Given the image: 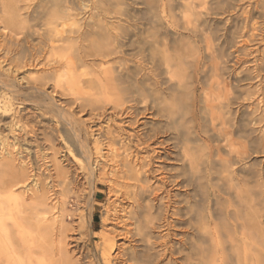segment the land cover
I'll use <instances>...</instances> for the list:
<instances>
[{
  "label": "bare ground",
  "instance_id": "obj_1",
  "mask_svg": "<svg viewBox=\"0 0 264 264\" xmlns=\"http://www.w3.org/2000/svg\"><path fill=\"white\" fill-rule=\"evenodd\" d=\"M251 1L0 0V264H264ZM17 102L66 130L31 171L11 149L40 134ZM99 183L110 203L94 233Z\"/></svg>",
  "mask_w": 264,
  "mask_h": 264
},
{
  "label": "rangeland",
  "instance_id": "obj_2",
  "mask_svg": "<svg viewBox=\"0 0 264 264\" xmlns=\"http://www.w3.org/2000/svg\"><path fill=\"white\" fill-rule=\"evenodd\" d=\"M255 1L252 0L251 2L254 3ZM261 1H262V3H264V0H259V2H261ZM249 3H250V1L246 3V6H248ZM229 16L230 15L227 13V14L221 16V17H216L215 20H214V23L216 25H219V27H220L221 24L223 25V24L226 23V21H227ZM217 22H219V23H217ZM263 23H264V20H263ZM263 28H264V24H263ZM262 38H263V40H261V43H259L257 45L256 53L252 57H249L248 60H250V61L252 60L253 61V59H257V58L260 59V57L264 54V52H263L264 51L263 50L264 49V33H263V37ZM260 53H262V54H260ZM30 72H32V71H30ZM30 72L29 71L28 72L24 71V72H21V73L20 72L14 73L13 74V78L17 81V84L19 83L20 87H25V84H26V81H27L26 78L30 77V75L32 73H35V71H33L32 73H30ZM263 85H264V83L261 84L259 81L253 80L252 82H250L248 84L247 88L251 89L253 92H256L261 87H263ZM23 90L25 92V88H23L22 91ZM51 91L52 90L46 89V93L48 92L47 94H49V97L50 96L53 97L54 102L58 103V106H59V108H61V110L70 109L69 108L70 106H68L69 97L68 98H67V96L63 97L62 95H59V94H56V93L54 95V93H50ZM254 97L255 98L253 99V101H249L250 103L247 102L248 105L246 107H249L250 109H256V110H254V111H257L256 115H258L259 117L261 116V118L263 119V122L261 124V126H262V125H264V101H263L264 99H262L261 102L259 103V102H257L258 99H259V98L257 99L258 96H254ZM256 99H257V101H256ZM45 101L48 102V103L51 102V100H49V99H47ZM17 103L15 104L13 114L16 115L18 113L16 115V116H18L17 118H21L22 117L23 118V119L21 118L22 119V124L27 125L29 129L30 128H34L35 131L38 130L37 133L40 134V135H38V134L37 135H38L39 138H41V139L37 138V142L38 143L37 142L36 143H32V139L28 138L27 141H31L32 144H27V145L25 144L24 146L21 145L20 146L21 147L20 150L19 149H16V150L11 149L12 152L13 151L15 152V154H13V157L15 156V159L17 160L15 164L20 167L19 164H22V161L25 160V161H23L24 164L21 165V168H25V166L27 164V166H26L27 168L26 169L27 170L29 169L31 171V170L35 169L36 167L39 168L42 165H44V163L46 162V160H45L46 157L47 158L51 157L50 154H49L50 151L48 149L50 145L53 144L55 146V148H57L56 150H61L62 149L63 145L60 142V138L61 137L65 138L66 130L65 131L63 130L65 128L63 126H61V124L56 125V122H58L59 119L55 118L56 117L55 114L49 115L50 116V117L48 116L49 119L47 117L44 120V119L39 117L37 120H35V119H32V118L29 117L31 112H27V111L33 109L34 106H32V104L29 103L31 105V106H29V104H26V103L23 104V102H22V104H21V102L18 103V104ZM1 116L2 115L0 114V130H3V131L8 133L7 128L9 126H8L7 123L10 120V115H6V116H3V117H1ZM77 117L80 118L81 120L85 119V117L82 114H78ZM28 118L30 120H28ZM38 120H40V121H38ZM50 128H52V130H49ZM43 133H47V134L49 133L48 136L51 137L53 141H51V142H50V140H49V142L46 141L47 138L44 137ZM35 146L36 147H40V148L38 149ZM19 152L21 153V155H19L20 154ZM251 159H252V161H251L252 163L256 162L259 165H261V167L264 169V153L263 152L257 154L256 156L255 155L252 156ZM43 160H45V161H43ZM63 165H65V164H63ZM30 166H32V167H30ZM98 193H99V195L96 198L97 202H98L97 203L98 213H97V215H95V224L96 225H95V228H94V231H95L94 233H96V232H98L100 230L99 225H100L101 218H102L101 216H103L102 214H104V212L102 210H104L105 207L108 206V204L110 203L109 196H108V190H107V187L104 184L99 183ZM70 209H71V206H70ZM96 241L98 242L99 239H96Z\"/></svg>",
  "mask_w": 264,
  "mask_h": 264
}]
</instances>
